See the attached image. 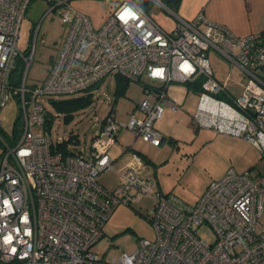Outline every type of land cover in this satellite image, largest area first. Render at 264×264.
<instances>
[{
	"label": "built area",
	"instance_id": "obj_1",
	"mask_svg": "<svg viewBox=\"0 0 264 264\" xmlns=\"http://www.w3.org/2000/svg\"><path fill=\"white\" fill-rule=\"evenodd\" d=\"M31 0H0V110L10 96L19 103L11 136L0 127V264H264V173L229 168L212 180L194 205L156 188L142 158L115 169L109 154L119 130L159 146L164 137L154 123L171 104L172 81L202 78L196 119L204 127L240 136L264 154V36H238L199 12L175 17L171 29L136 0H113L105 22L94 27L69 0H46L68 25L63 44L45 81L26 84L36 34L27 54L19 49V29ZM214 48L245 75L235 96L214 78L207 51ZM109 74L141 81L145 96L140 117L117 121L115 106L102 120L88 149H59L44 132L43 97L77 94ZM222 93L226 100L218 98ZM175 108L174 104H171ZM1 124V122H0ZM131 147V146H130ZM119 176L112 190L98 182L101 172ZM150 196L148 221L153 238H140L135 250L110 261L92 250L119 204ZM208 226L213 239L198 235Z\"/></svg>",
	"mask_w": 264,
	"mask_h": 264
},
{
	"label": "rangeland",
	"instance_id": "obj_2",
	"mask_svg": "<svg viewBox=\"0 0 264 264\" xmlns=\"http://www.w3.org/2000/svg\"><path fill=\"white\" fill-rule=\"evenodd\" d=\"M148 1L152 3L148 10H154L155 17L169 25L165 18L174 15L167 9L159 8L155 0ZM69 4L74 10L87 15L96 28L105 22L114 6L113 0H69ZM50 6L46 0H31L20 24L18 46L23 53H28L36 34L34 57L26 79L30 87L45 81L68 30V25L61 21L58 9L48 11ZM208 56L214 70L218 69L224 76L230 74L229 87L235 90V96L240 95L245 84L243 71L214 48L208 50ZM141 81H146L145 74L141 76ZM141 81L128 79L124 92L115 94L116 77L109 74L77 94L44 96L43 103L50 118L48 129L44 132L53 142L66 141L69 151L88 149L92 137L99 131L102 120L113 105L117 121L126 122L131 116L142 115L136 108V103L145 96ZM197 89L194 81H172L167 86V99L179 107L172 109L165 106L161 118L154 123L165 138L162 145L154 146L122 127L109 150V154L117 158L115 169L130 153L139 154L147 170H150L156 188L163 193L174 194L189 205H194L206 186L212 180L222 178L229 168L237 172L250 169L264 173V154L255 145L240 136L223 134L198 123ZM78 97H88L89 101L69 115L53 104L54 101ZM217 97L226 100L222 93ZM18 119L19 103L10 96L0 110L1 133L5 138L13 134ZM118 181L119 176L113 169L98 176V182L109 190L114 189ZM152 205L150 196H143L131 205L119 204L106 221L104 233L92 250L110 261L123 252H133L140 238H153V227L148 221ZM259 222H264V213ZM198 235L206 240L213 239L208 226L199 228Z\"/></svg>",
	"mask_w": 264,
	"mask_h": 264
},
{
	"label": "crops",
	"instance_id": "obj_3",
	"mask_svg": "<svg viewBox=\"0 0 264 264\" xmlns=\"http://www.w3.org/2000/svg\"><path fill=\"white\" fill-rule=\"evenodd\" d=\"M151 11L154 14V10L151 9ZM199 12H202L208 20L221 24L234 35L243 36L249 33L259 32L262 34V36H264V0H181L176 15L184 19L191 20ZM155 19L167 29H171L175 23L174 16L172 18L166 16L165 19L168 21L169 25L162 22L163 19L161 18L157 19L155 17ZM235 66L239 68L237 65ZM212 72L214 78L217 81L225 83L227 89L232 92V94L236 93L234 92V89L229 87V82L231 80L230 74H226L224 76V74L222 72H219L218 69L214 70L213 68ZM199 92L200 91L198 90V93ZM170 103L174 104L175 108H172L171 104H166L165 106H169L172 109H176L177 107H179L175 103ZM219 132L232 135L223 131ZM132 144L133 142L130 144V146H132ZM116 160L117 158H115V163ZM130 160V155H128V157L124 158V160L121 161V164L119 166L125 165V163L129 162ZM147 168L148 167L146 164H144L142 167L143 171L146 174L150 175V170H147Z\"/></svg>",
	"mask_w": 264,
	"mask_h": 264
},
{
	"label": "trees",
	"instance_id": "obj_4",
	"mask_svg": "<svg viewBox=\"0 0 264 264\" xmlns=\"http://www.w3.org/2000/svg\"><path fill=\"white\" fill-rule=\"evenodd\" d=\"M138 3L143 2L146 6H143L145 10L149 11V7L152 6V3L148 0H136ZM168 10H170L173 13H176L180 4L181 0H159ZM141 4V3H140ZM142 5V4H141ZM116 77V90H115V94H120L124 92V89L127 85L128 79L127 77L115 74ZM194 82H196L198 89L197 90H201V82H202V78H198L197 80H195ZM97 84V83H96ZM89 98L88 97H78V98H72V99H68V100H59V101H54L53 104L55 105V107L62 112H65L66 115L71 114V112L81 106H84L88 103ZM114 106V105H113ZM112 106V107H113ZM111 107V108H112ZM110 108V109H111ZM110 111V110H109ZM49 112L47 111V118L45 121V125H44V129H48L47 127L49 126L48 123L50 121L49 118ZM66 146L67 143L66 141H61L59 142V145L57 146L59 149L62 150H66ZM72 152V151H70Z\"/></svg>",
	"mask_w": 264,
	"mask_h": 264
}]
</instances>
